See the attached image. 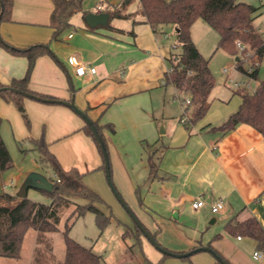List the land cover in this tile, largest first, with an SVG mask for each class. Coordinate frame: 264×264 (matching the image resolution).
Here are the masks:
<instances>
[{
	"label": "crops",
	"instance_id": "0c3cea01",
	"mask_svg": "<svg viewBox=\"0 0 264 264\" xmlns=\"http://www.w3.org/2000/svg\"><path fill=\"white\" fill-rule=\"evenodd\" d=\"M122 1L84 0L82 12L71 17L55 40L52 0H14L11 18L1 23L0 34L17 49L44 45L51 51L37 59L29 88L63 101L74 99L101 129L117 191L163 248L182 254L210 247L228 264H264V252L254 240L226 230L230 221L236 224L251 217L264 228V136L246 124L228 134L219 130L239 109L240 96L231 105L210 98L205 118L187 128L185 108L175 101L178 96L181 100L182 92L165 84L173 58L174 45L166 41L171 36H164L162 27L155 33L145 17L137 14L140 0H133L127 10L132 18L113 19L111 28L86 23V14H109ZM196 23L192 38L205 58ZM172 30L176 36V27ZM71 59L95 68L96 73L77 76ZM28 64L26 57L0 47V83L9 85L13 79L24 78ZM24 106L32 124L28 137L45 139L64 171L78 170L89 187V176L106 174L104 158L77 113L64 105L28 98ZM0 116L21 128L20 112L3 98ZM150 156L156 164L154 173ZM198 199L207 207L195 211L192 203ZM217 201L225 208L213 214L211 205ZM257 252L263 257L255 259ZM153 256L156 264L218 262L209 252L189 260Z\"/></svg>",
	"mask_w": 264,
	"mask_h": 264
},
{
	"label": "trees",
	"instance_id": "16d2710c",
	"mask_svg": "<svg viewBox=\"0 0 264 264\" xmlns=\"http://www.w3.org/2000/svg\"><path fill=\"white\" fill-rule=\"evenodd\" d=\"M52 1L55 6L52 14V25L55 29L53 39L57 40L62 31L69 26L71 17L82 12L84 0ZM132 2L133 0H123L120 4L115 5L108 14L109 20L106 26L111 28L110 21L113 19L132 18L134 15L127 13ZM139 3L137 14L145 17L146 22L155 33H158L164 25L176 27V42L177 46L181 48V53L173 54L172 67L165 75V84L172 85L176 90L189 94L193 111L190 112L184 123L187 128L205 118L209 112L210 98L216 86L210 62L202 56L192 38V27L197 21L205 22L217 32L219 37L217 50H223L239 58L237 45L241 43L246 47L250 46L260 62L264 59V35L254 27L255 20L260 16V7L241 3L238 0H140ZM13 4L14 0H0V25L2 22L10 20ZM0 47L14 55L26 57L29 62L24 78L13 79L9 85L0 83V90L10 88L44 98L56 99L39 95L29 88L37 59L43 55L51 54L46 46L37 45L28 49H17L6 43L0 34ZM236 68L245 73L242 59L239 58ZM259 70L257 69L251 78L257 79ZM237 94L241 97V105L219 127V130L228 134L238 126L246 124L264 136V79L253 93L241 90ZM0 97L7 102H12L30 127V120L24 106L26 97L8 91L1 92ZM184 116L185 114H183ZM95 126L107 148L101 129L96 124ZM84 131L93 139L103 156L88 125L85 126ZM111 131H113L112 128ZM33 142L40 151L42 164L51 168L55 173V178H49L55 184L53 191L51 193L41 191L48 195L52 202L50 205H46L33 202L26 196L21 198L19 195L8 193L0 196V258L19 259L25 235L32 228L37 232V243L42 247L35 248L31 264H54L56 257L52 244L47 239V234L59 231L62 211L70 206H75L63 231L64 260L58 264H102L100 255L95 253L92 248L82 246L70 236L76 220L88 212L96 216V223L101 233L105 231L112 221V216L105 214L95 206V203H103L102 198L85 186L84 175L78 170L64 171L43 139L33 140ZM149 163L151 172L154 173L156 164L152 156L149 158ZM11 164V156L0 136V172L9 169ZM77 197L85 198L90 203L87 206L76 205L73 198ZM143 226L147 229L144 224ZM147 230L150 232L149 229ZM226 230L232 234L254 240L258 249L264 252V228L256 218L251 217L236 224L232 220L226 225ZM151 234L157 240V235ZM129 235H133L138 244H140L141 237L144 236L135 223L133 228L127 229L123 239L125 240ZM217 254L221 256L219 253ZM164 257L169 256L164 255ZM190 258L184 259L189 260ZM217 264L221 263L218 261Z\"/></svg>",
	"mask_w": 264,
	"mask_h": 264
},
{
	"label": "rangeland",
	"instance_id": "374dc122",
	"mask_svg": "<svg viewBox=\"0 0 264 264\" xmlns=\"http://www.w3.org/2000/svg\"><path fill=\"white\" fill-rule=\"evenodd\" d=\"M238 1L257 8L260 7V16L255 20L254 27L264 35V0ZM172 26L173 25L162 26V29H164L163 35L166 36L167 34L169 37L171 36L166 41L167 43L171 42V46L174 45L173 54H180L181 48L177 46L176 36L174 35ZM196 27L197 32L195 34L197 41L201 46L202 52L205 53V58L210 60V69L216 82L211 100H216V103H220L221 101L227 105L239 101V95L234 96V92L243 89H236L230 80L250 83L251 90H249V92L253 93L264 79V59L261 61L257 79H250L244 73L236 70L237 61L235 56L223 50H217L219 38L217 32L213 28L201 20L196 23ZM168 40L171 41L169 42ZM237 50L238 56L242 59L244 68H246L254 58L247 59L245 58V54L246 52L253 51L250 46H247V49L243 52L238 48V45ZM169 67H172L171 62H169ZM224 68L231 70L230 76H226L223 73ZM180 97L181 100L178 96V99L175 101L184 109V100L190 99V96L188 93L182 92ZM230 99H232L231 102H229ZM20 119L21 128L12 123L13 121L4 119L0 116V136L12 159L11 167L0 172L1 194L18 192V194L22 193L23 196L25 195L33 202L50 205L52 202L51 198L35 188H29L23 193L24 184L32 173L42 174L47 178H55V173L51 168L45 167L42 164L40 151L33 142L36 137L32 135L28 137V134H30L32 130L31 122L30 127H28L22 116H20ZM98 177L97 174L89 176L88 179H92L93 183L88 180L92 185L90 187L85 185L102 198L103 203H95V206L105 214L111 215L112 221L105 231L101 233L96 223V216L88 212L74 223L70 232L71 238L86 248H92L95 253L101 256L102 264H156L157 262L154 261L153 255L159 253L163 256V254L154 247L148 238L142 236L141 245L137 243L133 235L127 236L125 240L123 239V235L127 229L129 227H134L133 219L111 189L106 174L103 172V175L100 176L102 178ZM73 201L76 205L82 206H87L90 203L87 199L82 197L73 198ZM74 209L75 206L65 208L61 213L59 231L47 234V239L51 242L53 253L56 257L54 264L62 263L64 260L65 243L63 240V231ZM39 246L41 245L37 243V232L31 228L25 235L20 258L17 260L0 258V264H31L33 252L35 248H39ZM173 261L180 260L173 259Z\"/></svg>",
	"mask_w": 264,
	"mask_h": 264
},
{
	"label": "water",
	"instance_id": "95a60500",
	"mask_svg": "<svg viewBox=\"0 0 264 264\" xmlns=\"http://www.w3.org/2000/svg\"><path fill=\"white\" fill-rule=\"evenodd\" d=\"M85 20H86V23L88 24V26L95 28L99 25H106L108 23V20H109V15L108 14H101V15L88 14L85 16ZM236 61H239V58H236ZM7 91L13 92V93L18 94V95L25 96L28 99H32V100H35V101H38L41 103H45V104L64 105V106L72 109L75 113H77L85 121V123L90 127V129L94 135V138H95L97 144L100 146L101 151L103 153L106 177H107V180H108V183H109L111 189L114 191L115 195L117 196L119 201L122 203V205H124V207L127 209L128 213L130 214V216L133 219V222L140 228V230L142 231L144 236L150 240V242L154 245V247L158 251H160L164 255H167L169 257L178 258V259L188 258V257H191L197 253H200V252H209L212 255H214V257L217 259V261H219L221 264H228L221 256H219L210 247H199V248H196V249H194L188 253L177 254V253H173L171 251L166 250L157 242V240L143 226L140 219L132 211V209L128 206V204L121 197L120 193L117 191V189L113 183V180H112L110 157H109V153L107 151L106 145H105L102 137L100 136L94 122L89 118V116L84 111L80 110L76 106L74 99H72L71 101H63L60 99H49V98H44V97L37 96L34 94H30V93H24V92H21L19 90L10 89V88L1 89L0 93L1 92H7ZM54 186H55V184L52 181H50L49 178L45 177L44 175L32 173L27 178V180L24 184L23 193L26 192L29 188H35L39 191H45L47 193H51L54 189ZM19 195H20L19 197H22V198L25 197V195L23 196L22 193H20Z\"/></svg>",
	"mask_w": 264,
	"mask_h": 264
},
{
	"label": "built area",
	"instance_id": "2783aa9c",
	"mask_svg": "<svg viewBox=\"0 0 264 264\" xmlns=\"http://www.w3.org/2000/svg\"><path fill=\"white\" fill-rule=\"evenodd\" d=\"M102 6H99L97 8V11H101L102 10ZM238 48L245 52V50L247 49V47L245 45H242L241 43L238 44ZM245 58L247 59H251V58H254L253 61H251L245 69V75L250 78V79H253L251 78V75L257 70V69H260L261 67V62L260 60L257 58V56L255 55V52H246L245 54ZM71 62L73 63V65L76 66V75L79 76V77H82L86 74L87 71H90L91 74H95L96 73V69L95 68H87L86 65H81L79 64L78 62H76L75 59H71ZM236 70H238L236 68ZM239 71V70H238ZM223 73L226 75V76H230L231 74V70H228L226 68L223 69ZM231 83L233 84V86L236 88V89H243V90H251V87H250V83L248 82H237V81H233V80H230ZM185 101V110H184V114L185 116L183 117V123L186 122L187 120V117L188 115L190 114V108L192 107L191 106V98L190 99H187V100H184ZM207 207V203L202 200V199H198V200H195L193 203H192V208L195 210V211H198V210H201V209H204ZM225 206H224V203L222 201H217L215 203H213L211 205V211L213 214H219L221 213L223 210H224ZM254 257L255 259H260L263 257V254L260 253V252H257L254 254Z\"/></svg>",
	"mask_w": 264,
	"mask_h": 264
}]
</instances>
